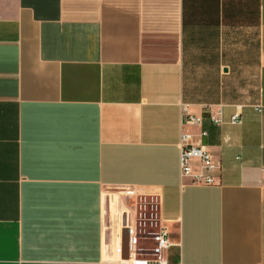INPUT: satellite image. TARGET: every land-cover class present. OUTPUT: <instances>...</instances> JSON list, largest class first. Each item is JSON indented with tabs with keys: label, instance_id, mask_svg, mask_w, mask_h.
I'll return each instance as SVG.
<instances>
[{
	"label": "crops",
	"instance_id": "0c3cea01",
	"mask_svg": "<svg viewBox=\"0 0 264 264\" xmlns=\"http://www.w3.org/2000/svg\"><path fill=\"white\" fill-rule=\"evenodd\" d=\"M184 104L219 184L181 176ZM115 187L166 264H264V0H0V264H136Z\"/></svg>",
	"mask_w": 264,
	"mask_h": 264
},
{
	"label": "built area",
	"instance_id": "2783aa9c",
	"mask_svg": "<svg viewBox=\"0 0 264 264\" xmlns=\"http://www.w3.org/2000/svg\"><path fill=\"white\" fill-rule=\"evenodd\" d=\"M182 137L180 141V164L181 176L183 179H189L191 183L196 185H216L220 183V163L214 158L212 152L204 145L199 139H195L194 135L189 131L188 127L198 125L201 118L194 113L190 112L187 105L182 108ZM221 111L218 110L216 115H212V120L216 123L221 121ZM232 123H239L238 115H234L231 119ZM205 131H201V136L205 135ZM144 201L151 205V216L147 218L141 212L140 217L130 220L127 216L123 223V228L128 232V258L124 257L122 248L120 247L121 259L124 262H132L136 264H166L167 251L172 245L169 240L168 227L159 221L157 215V202L151 197L145 196L140 202L143 205ZM128 215V214H127ZM130 216V215H129ZM150 221L151 229H144V234H141V242H151L150 247H137V234L136 229L138 226L146 225Z\"/></svg>",
	"mask_w": 264,
	"mask_h": 264
},
{
	"label": "rangeland",
	"instance_id": "374dc122",
	"mask_svg": "<svg viewBox=\"0 0 264 264\" xmlns=\"http://www.w3.org/2000/svg\"><path fill=\"white\" fill-rule=\"evenodd\" d=\"M144 197V193L132 188L115 187L107 189V192L105 193V212L112 232L115 234L116 238L119 237L118 241L122 240V235L124 233L127 234V240L129 239L128 232L123 231V223L127 216L130 217V220L133 216L132 223L134 218L142 215L141 212H143V216L152 218L150 203L144 201V204H147L145 207V205L140 202ZM151 227L150 221H148L146 225L140 224L138 226L136 229L137 247H150L152 245L150 241L145 243L140 240V235L144 234V229L150 230ZM120 247L122 248V244L118 245V249Z\"/></svg>",
	"mask_w": 264,
	"mask_h": 264
},
{
	"label": "water",
	"instance_id": "95a60500",
	"mask_svg": "<svg viewBox=\"0 0 264 264\" xmlns=\"http://www.w3.org/2000/svg\"><path fill=\"white\" fill-rule=\"evenodd\" d=\"M124 257H125V258H128V255H127V254H124Z\"/></svg>",
	"mask_w": 264,
	"mask_h": 264
}]
</instances>
